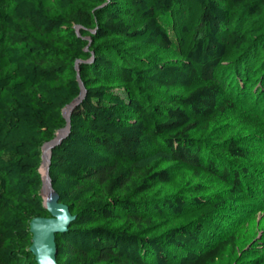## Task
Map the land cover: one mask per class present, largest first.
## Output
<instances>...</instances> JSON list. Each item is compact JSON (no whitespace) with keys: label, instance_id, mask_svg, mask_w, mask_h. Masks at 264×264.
<instances>
[{"label":"trees","instance_id":"trees-1","mask_svg":"<svg viewBox=\"0 0 264 264\" xmlns=\"http://www.w3.org/2000/svg\"><path fill=\"white\" fill-rule=\"evenodd\" d=\"M263 94L264 0H0V264H36L40 149L80 96L48 167L73 218L57 264L237 261L220 212L250 189L264 205V186L252 135L230 136L264 133Z\"/></svg>","mask_w":264,"mask_h":264},{"label":"rangeland","instance_id":"rangeland-1","mask_svg":"<svg viewBox=\"0 0 264 264\" xmlns=\"http://www.w3.org/2000/svg\"><path fill=\"white\" fill-rule=\"evenodd\" d=\"M72 32L78 34L79 30L77 27H74L72 29ZM264 96V94H263ZM259 108L255 109L254 111L257 113L259 117V121L261 122L260 125L262 129H264V97L261 98L259 102ZM63 119H65L63 117ZM66 121V119H65ZM220 132V131H219ZM263 132H260L256 129H251L247 132L245 130L238 129L233 133L230 137H248L251 136L254 138L252 139L254 143H251L248 141V149L250 151V158L251 163H259L257 164L256 171L252 172V177L254 182H260L262 186H264V142L261 139V136L263 135ZM258 140V143H255V141ZM213 143L218 144L219 141L212 140ZM47 143H44L41 146L40 152H42L41 157V163L39 166V172L41 175V190H40V197L42 199V202L44 203V206L47 208V211L49 212V217L57 214L61 217L66 215V209L63 207H59L54 202L55 195L51 192L50 189H45V181L48 182L49 185V171L47 175L44 174L42 169L43 164V149L46 146ZM243 163V162H241ZM246 164V163H243ZM250 168V167H249ZM252 169V167H251ZM211 192H220V190L223 188L221 185V182L218 180H210L208 183ZM50 186V185H49ZM249 188L250 185L248 184ZM263 189V188H262ZM171 192H175L173 190H166L165 194H170ZM252 189L248 191V194L246 195L247 201H244V198H239L237 201L233 204H228L226 207L222 209L220 212L222 215L225 216V221L223 222L221 232L219 233V237H225L232 233H239L242 237V245L238 250V258L241 259L243 256L244 248L247 247H253L254 245H264V205L260 202H256L255 199H252L253 193ZM53 197V198H52ZM52 201V202H51ZM31 223V222H30ZM238 259V260H239ZM232 261L230 259H225L222 264H239V261Z\"/></svg>","mask_w":264,"mask_h":264},{"label":"water","instance_id":"water-1","mask_svg":"<svg viewBox=\"0 0 264 264\" xmlns=\"http://www.w3.org/2000/svg\"><path fill=\"white\" fill-rule=\"evenodd\" d=\"M79 30V28L77 27ZM78 81L82 88V94L84 93V86L81 84L80 79L78 77ZM81 96L75 99L70 106L69 114L72 110V108L79 103ZM68 114V118H69ZM70 119V118H69ZM69 120L67 122V125L65 127V134L58 140H52L48 142L47 144H51L50 146V154H49V160L47 169L49 167L50 157H51V150L54 146L59 144L66 136L69 131ZM60 131V130H59ZM49 171V169H48ZM49 185H50V179H49ZM51 192L55 195L54 202L57 206L63 207L66 209V215L60 216V215H53L51 217H38L34 218L30 223V234L32 235V241L31 246L29 247V252L32 253L34 260L36 264H57L56 262V235L57 233H63L68 228L71 220L73 219L68 211V208L64 205L60 204L58 201L57 194L52 189V186L50 185ZM46 208V207H45ZM47 209V208H46Z\"/></svg>","mask_w":264,"mask_h":264},{"label":"bare ground","instance_id":"bare-ground-1","mask_svg":"<svg viewBox=\"0 0 264 264\" xmlns=\"http://www.w3.org/2000/svg\"><path fill=\"white\" fill-rule=\"evenodd\" d=\"M69 111H70V106H68L63 111V116H64V118L66 119L67 122L69 120V118H68ZM64 129H62V130H60V131L57 132V134H56L57 136L54 138L55 141L58 140V139H60L62 136H64V134H65V130ZM46 146L47 147H45L43 149L44 156H43L42 169H43L44 174H46V171H47V175H48L47 165H48V160H49V154H50L49 150H50L51 144H47ZM44 185H45V189H50V186L48 185V182L47 181H45Z\"/></svg>","mask_w":264,"mask_h":264}]
</instances>
